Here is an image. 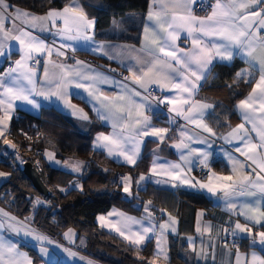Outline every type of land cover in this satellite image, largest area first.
Returning <instances> with one entry per match:
<instances>
[{"label":"snow or ice","instance_id":"1","mask_svg":"<svg viewBox=\"0 0 264 264\" xmlns=\"http://www.w3.org/2000/svg\"><path fill=\"white\" fill-rule=\"evenodd\" d=\"M197 3L203 5V0H168L167 3L165 0H152V4L158 6L159 11L150 9L147 19L155 22L154 27L159 25L160 30L152 32L148 26H145L144 48L140 50L146 51L151 60L144 62L143 67L136 70L129 67L128 71L132 73V76L126 77L125 80L131 79L146 91L147 85L144 83V78L155 70L158 78L151 80L150 83H155L162 89L171 87L177 91L176 97L164 96L159 102L173 105L169 109L171 113L183 117L185 121L196 125L211 136H216L213 129L203 120L205 111L214 106L194 100L193 97L197 94L201 82L211 75L212 68L215 66L214 62L229 63L237 53L246 57L249 68L242 69L236 76L238 80L252 78L249 82L254 80V85L251 92L244 99L239 100L235 106L245 123L237 125L223 136V139L229 143L238 142L235 152L245 159L242 162L231 153L226 154L231 161L232 172L237 173L235 177L213 173L207 177V182L190 179L185 169L191 170L192 157L197 156L200 164L206 168L211 154L208 151L191 148L185 140L191 141L192 136L186 131H181L180 142L174 147L182 153L184 150L187 152L181 155L180 162L160 164L153 160L150 168L151 175H140L136 183L139 185L141 181L149 180L154 176L159 177L155 181L157 184L173 188L187 186L195 190H205L214 197L222 198L225 208L229 211H237V204L233 202L235 198L253 197L251 203L245 202L241 205L238 215L243 216L248 222L261 224L264 220V0H215V3L209 5L210 11L205 17H197L193 14L192 6ZM10 7L6 0H0V57L11 54L12 42L15 41L20 58L0 73V113H2L0 114V137H4L8 131L9 122L18 107V102L35 109L41 107L34 95L43 96L46 99L55 96L67 107L73 109L75 115V106L68 99L69 89L74 86L84 88L92 99L100 101V107L96 109L98 114L101 119L112 121L113 133L97 135L94 148L105 150L110 157H119L127 164L135 165L144 137L158 138L161 142L165 140L169 128L153 126L151 118L142 111L145 103L134 99L140 97L146 102L148 96H142V92L134 87L130 89L125 87V91L129 94L118 96L115 101L109 100L102 93L97 94L98 89H94V85L114 81L92 69L88 70L92 73L91 75H85L80 71V67L83 66L82 61H77L76 66L53 64L58 71L51 75L45 67L43 78L49 87L46 90L37 88L36 69L30 66L29 62L39 64V60L33 59L34 54L46 52L48 56H51L52 52L47 50L43 40L33 34V30H50L47 26L50 24L55 27L57 21L62 22V26L56 29L57 35L66 41H84L91 45L90 50L100 52L113 60H121L128 51H137L125 45L97 43L93 33L95 21L89 19L79 0H73L71 4L60 10L49 9L44 15H35L20 9H15V12L11 13ZM6 23L11 27L6 28ZM150 32H152L151 36H149ZM182 32H186L191 37V47L188 49L178 48L176 44ZM64 47L70 48L73 52L76 50L71 43H65ZM57 55L64 56L65 53L57 50ZM139 62L137 58V63ZM137 72L140 74L137 75ZM80 80L88 83H79ZM166 80L170 81V85L163 83ZM133 107L137 110L136 119L129 123L128 118L132 116ZM82 118L87 119V116ZM172 119L174 121L175 117ZM246 123L251 125V130L246 127ZM252 133H255L256 140H253ZM200 142L208 143L207 140ZM4 143L13 149L16 148V145L7 139H4ZM46 156L49 161L60 163L55 159L53 152H47ZM245 164L249 169L247 173L238 172V169H243ZM64 166L75 173H80L84 168L83 162L80 161L66 160ZM8 175V173L0 172V177ZM119 179L123 193L132 196V177L123 176ZM36 203L39 204L42 201L37 199ZM151 203L148 201V206L143 208L146 215L141 219L119 213L117 214L119 219L115 223L105 221L103 216L99 217V221L101 226L107 224L137 250L155 238L156 257L167 260V250L164 246L165 232L169 229L173 232L176 230V220L168 214V220L164 223L159 225L152 223L154 218L149 207ZM144 220H148L149 223L145 225ZM21 223L16 217L0 209V229L9 230L17 235L22 233L25 236H31L41 245L50 242L43 233L22 228ZM157 228H159L158 233ZM196 230L201 234L210 233L211 225H206L203 230L198 225ZM230 234L237 238L248 237L252 247L259 245L261 251H264V231L254 235L248 223L242 224L236 220ZM63 235L66 239L73 240L75 232L69 228ZM189 240L191 242V238ZM191 247L193 252H196L195 245L191 244ZM39 251L42 257L49 255L46 247L41 246ZM63 251L69 256L76 255L69 248H63ZM197 255L201 259L207 258V253L203 249ZM0 264H33V260L27 253L19 250L17 243L0 236ZM88 264L93 262L89 261ZM144 264H157V260H148ZM236 264H241L239 254L236 256ZM248 264H264V256L253 251Z\"/></svg>","mask_w":264,"mask_h":264},{"label":"crops","instance_id":"2","mask_svg":"<svg viewBox=\"0 0 264 264\" xmlns=\"http://www.w3.org/2000/svg\"><path fill=\"white\" fill-rule=\"evenodd\" d=\"M6 2L11 6L9 8V12L14 13L15 9H20L22 11L31 12L35 15H44L45 13H35L28 9H25L20 6H15L9 3L7 0ZM73 2L71 0L66 5H69ZM168 0H165V3H167ZM80 5L83 7L84 11L88 14L89 19H94L95 26L93 29L94 33V39L97 43H105V44H112V45H125L128 46L129 49H136L137 51H128L126 54H124L121 58V60H113L109 58V56H105L100 52L92 51L90 50L91 45L84 42V41H66L63 37L57 35L56 29L62 26L61 21H57V24L55 27L52 25H48L47 28L50 30H44L41 31L39 29L33 30V34L36 35L40 40H43L45 44L47 45V50H50L52 52L51 56H48L46 52L34 54V60H40L39 64H34L32 61L29 62L30 66L34 67L36 69V79H37V88L40 90H46L49 85L44 81L43 74L45 67L48 68L49 74L51 75L53 72L58 71L53 67V64H66L68 66H76L77 61H82L83 66L80 67V71L84 73L85 75H91L92 73L89 72V69L95 70L97 72L103 73L105 76L109 77L111 81L110 83H98L94 85V89H98L97 94L102 93L103 96L108 97L109 100L115 101L118 96L125 95L127 96L129 93L125 91V87L127 88H136L137 91L142 92V96L146 95L148 96V101H143L140 97H135L137 102L145 103V108L142 110L145 115L151 118V124L156 127L161 128H169V133L166 134L165 140L163 142L159 141L158 138L154 137H144L142 140V143L140 145V155L137 158V163L135 165L127 164L123 161L122 158L119 157H110L105 150L102 149H96L94 148V141L97 135L100 133H104L105 135H109L113 133V127H112V121L111 120H103L101 119L100 114L97 112V108L100 107V101L92 99L88 91H86L84 88H76L71 87L69 89V97L70 103L75 106L76 114H73V109H70L67 107L61 100L53 96L51 99H46L43 96L34 95V98L37 100L38 103H40L41 107L39 109H35L30 105L19 103L18 107L16 108L13 116L18 110H24L29 113H32L34 115H39L44 107H54L61 111L63 114L68 116L69 118L76 121L78 127L83 132H88V130L91 128L92 124L99 125L98 131L93 136V142H92V148L98 152H101V154L104 156L105 159L112 162L115 165L123 166V167H129L134 168L136 165L140 162L145 147L147 143L153 142L154 146L152 148V155L150 156L147 168L145 170H140L137 172L133 171H121V169H118L116 176L113 177V181L117 183L115 186L116 188H120L122 191V184L119 179V177L123 176H131L132 177V196L127 197H133L134 195H141V193L138 191L140 189L146 188L147 185L152 184L154 186L167 188L173 191H186V192H195V193H201L206 195L208 198L212 200V203L208 206H197L192 207L188 203V199L184 196H180L177 194H171L167 193L165 191H161V199L159 200L158 204L154 203L152 198L150 197H142V201L135 202V206L139 208L140 212H133L128 211L122 207L119 206H112L108 211L102 212L96 215L95 222L100 230H105L106 232H109L111 234H114L121 238L126 243L130 244L124 237L120 236L114 229L109 228L107 224L104 226H101V222L99 221V217L103 216L105 217V221H112L116 222L119 217L117 214L123 213L125 216H131L135 217L137 219L143 218L146 214L143 211V208L147 205L148 201H151L150 211L153 215L152 223H155L157 225L164 223V221L168 220V214L171 215V217H174L176 220L175 224V231L166 230L165 232V248L167 250V260L163 259V257H156V240L155 238L151 239L146 243L151 244L153 248V259L157 260V264H166V262L169 260L171 254H170V237H173L175 240H177V245H179V255L180 257L187 262L188 264H236V256L237 254L240 255L241 264H248L250 261V254L251 252L255 251L258 254L264 256V251H261V248L259 245L252 247L251 246V240L248 237L239 238L240 244L238 246H231L230 244L224 243L222 241L223 236L227 235L229 231L234 227V222L236 220H239L240 223H248L249 227L252 228L253 234L255 235L259 231H264V220H262L261 224H254L251 222H248L245 220V218L241 215H238V210L241 207V205L245 202L251 203L253 201V197L248 196H240L234 199V203L237 204V211H229L225 208L224 202L222 198L214 197L210 195L205 190H195L187 186H181V187H170L162 184H157L155 181L159 179V177H152L149 180L141 181L139 185L136 183L139 180L140 175H146L149 176L150 174V168L152 165L153 160H156L157 163L160 164H168L169 162H180V157L182 154H185L187 150H184L182 153L181 150L174 147L176 143L180 142L179 133L181 131H186L188 135L192 136L191 141L185 140V143H189L190 147L193 149H199L203 151H208L211 155L209 157V164H210V172L209 174L204 178L200 179L197 177V174L195 173V163L199 159L197 156L192 157V166L191 170L189 171L187 168L185 169V172L187 176L191 179L194 178L195 181H203L207 182V177L209 175H212L213 173L216 175H232L236 176L237 173L232 172V164L231 161H229L227 153H231L234 157L238 158L242 162L244 161V157L241 156V154L235 152V148L238 146V142L233 141L232 143H229L227 140L223 139V136L227 134L232 128H235L237 125L241 123H245L242 119L241 113L236 109V104L239 102V100L244 99L248 93L251 92V88L254 85V80L250 83L249 81L252 78H243V79H237L236 74L241 71L242 69H248L249 64L247 62V58L243 57L241 54L237 53L235 58L231 61L233 62L236 59L241 60L244 62V65L238 69V71L235 74V79L233 84L239 83L240 81L243 83H250V87L248 91L245 93L244 96L238 98L235 100V102L232 105V110L234 112L233 121L231 124H228L227 126L220 128L216 125L215 121L216 117L213 115L214 111L217 110V104L220 103L223 105H226L230 102L229 93L227 90L223 88H212L209 89L206 88L207 83L212 78V72L211 75L207 77L206 80L201 82V86L198 89L197 94L193 97L194 100L202 101L204 103L212 104L214 107L211 109H208L204 113V123H206L209 127L213 129V131L216 133V136H211L209 133L204 132L202 129L197 128L196 125L190 124L187 121L183 119L181 116H176L174 113H171L169 109L173 107V105H169L167 103L161 104L159 102L160 99H162L164 96H177V91L175 89L169 88H161L159 85L155 83H150L151 80L157 79L158 77L155 75V70H153V73H150L148 77L144 78V83L147 85V90L144 91L140 88L138 84H135L134 81L131 79L125 80L121 77H119L115 71H112L111 69H108L107 66L111 65L115 69L122 70L127 74V77H131L132 73L128 71L129 67H133L134 70L143 67L144 62L151 60V57L147 54L146 51H140L144 48V28L145 26H148L152 32H158L159 25H155V22H150L147 19V14L150 9H153L155 11H159L158 6H154L152 4V0H149L148 7L145 11L141 12H130L127 13L124 17H118L116 18L110 29V33H107L105 35H101V37L97 36V22L95 17L90 15L86 8L83 6L82 2L79 0ZM65 5V6H66ZM194 5V4H193ZM65 6L60 8H52V9H63ZM256 10V9H253ZM192 12H193V6H192ZM193 14L197 17H205L208 14H196L193 12ZM135 25V26H134ZM6 28H10L11 25L7 24L5 25ZM134 27H138V29H135ZM166 27V24H165ZM152 32L149 33V36L152 35ZM65 43H71L75 47V51L73 52L70 48H65ZM176 44L178 48L181 49H188L191 47V37L187 35L186 32H182L180 34L179 40L176 41ZM57 50L64 52V56L57 55ZM19 48L15 41L12 42L11 47V54L5 57H0V67L5 63L7 60L6 65L0 69V73L4 72L7 67H9L15 60L19 59ZM137 58H139V63H137ZM92 59V60H91ZM229 62V63H231ZM220 63V62H214V64ZM213 69V68H212ZM140 73L137 72V75ZM258 79V76L256 77ZM79 83H85L88 82L85 80L78 81ZM163 83L169 84L170 81H163ZM232 86L231 84H228V87ZM152 88H156L159 90L160 95L156 97H151L149 92ZM183 107V106H182ZM136 113L137 110L133 107L132 109V116L128 118V122L132 123L136 119ZM2 114V113H0ZM87 116V119L82 118L83 116ZM226 118H228V114H225ZM211 116H214L211 117ZM173 117H175V120L173 121ZM219 121V119L217 120ZM220 124V122H218ZM10 124L9 122V128L8 131L5 133V136L9 133L10 130ZM246 127L251 130V125L246 123ZM4 136V137H5ZM253 140H256L257 137L255 136V133H252ZM4 137H0V156L1 154L4 155V150L2 147V140ZM201 140H207L208 143H201ZM218 141L221 143L218 144ZM215 149H223L224 153L222 157L218 160H211L212 153ZM47 152H53L52 150L45 149L43 150V161L46 163V165H49L53 168H57L65 174H70L74 176L73 182L69 184V188H64L65 191L71 188L80 189L82 190L83 184H82V178L86 173L87 170V161H85L81 157H67L65 159L57 158L55 155V159L59 161H80L83 162L84 168L80 173L73 172L70 168L65 167L63 164L59 163H53L48 160L46 153ZM55 154V153H54ZM250 163V162H248ZM248 166L245 164V167L243 169H238V172H244L247 173ZM0 172L8 173L9 175L7 177H0V187L3 182L8 180L10 173L8 170H6L4 167L0 166ZM57 186V185H55ZM82 186V187H81ZM115 189V188H114ZM6 202L3 200L2 194L0 195V209H3L5 212L9 213L10 215L16 217L21 223L22 228H27L31 230H35L39 233H43L49 238L50 242H45L43 245L39 241H36L31 236H25L22 233L17 235L9 230L6 229H0V236L4 237L5 240H9L12 242H15L19 246V250L22 252L27 253L28 257L33 260V264H35V258L30 253L29 249H34L40 259L42 260L41 264H52V263H59V262H66L67 264H88L89 261H92L93 264H106L102 262L99 259H96L94 257H91L87 255L82 249L86 246V237L81 236L78 238V242L76 243V246H71L68 244L64 237L62 236L63 232L61 234H51L49 232H46L42 229H40L33 221L29 220L25 217H19L13 213V211H10L8 207L6 206ZM203 213V215H201ZM145 225L149 223L148 220H144ZM200 226L201 229L206 225H211V232H197V226ZM119 226V225H117ZM138 227V226H134ZM228 229V232H225L224 230ZM159 232V228H157V233ZM191 238V242L189 240ZM191 244L195 245L196 252H193ZM146 245H142L140 248L145 247ZM214 245V247H213ZM46 247L53 249L55 252H51V256H43L40 253L39 249L40 247ZM62 246V247H61ZM63 248H69L72 252H75V256H69L66 252L63 251ZM201 249L205 253H207L206 259H201L197 254L200 253ZM68 256V259L66 261H63L64 256ZM214 255V259H213Z\"/></svg>","mask_w":264,"mask_h":264},{"label":"trees","instance_id":"3","mask_svg":"<svg viewBox=\"0 0 264 264\" xmlns=\"http://www.w3.org/2000/svg\"><path fill=\"white\" fill-rule=\"evenodd\" d=\"M15 6H20L35 13H45L52 8L65 6L71 0H7ZM86 11L95 17L97 22V36L110 33L113 21L130 12L145 11L149 0H80ZM135 26V25H134ZM138 29V27H134ZM7 63L0 67L3 68ZM244 65L239 59L231 63H216L212 69V78L207 83V88H225L229 93L230 102L226 105L217 104V110L213 115L215 123L220 128L231 124L234 117L232 105L236 99L245 95L250 83L239 82L233 84L235 74ZM228 84L232 86L228 87ZM228 114V118L226 115ZM214 116H211L214 118ZM219 119V121H217ZM220 122V124L218 123ZM99 125L92 124L88 132H83L75 120L69 118L54 107H44L39 115H34L24 110H18L13 116L8 134L24 150L35 152L37 149H49L54 151L57 158L81 157L87 161V170L82 178V190L71 188L60 191L55 185L70 184L74 176L53 168L46 163L45 172L42 177L53 185V194L50 199L54 205L59 206L56 217L52 216L51 209L39 208L34 216L33 222L42 230L51 234H61L65 229L74 226L79 237H86V246L82 251L87 255L101 260L106 264H144L152 260L153 248L149 243L137 250L131 244L126 243L118 236L100 230L95 222L97 214L108 211L112 206H119L128 211L140 212L135 202L142 201V197L152 198L154 203L161 199V191L186 197L188 203L194 208L199 205L208 206L212 200L206 195L195 192L173 191L149 184L144 189L138 190L142 196L134 195L127 197L120 188H116L113 177L118 169L121 171L137 172L145 170L152 155L153 142L147 143L140 162L134 168L123 167L113 164L104 158L101 152L92 148L93 136L98 131ZM22 131H27L37 139L30 142L24 138ZM36 132H41L40 136ZM23 154L10 153L9 156H0V166L9 171L8 180L2 183L0 195L7 203L10 211L19 217H26L31 212L29 202L25 196L30 192H38L32 185L28 176L16 162V158L24 157ZM43 159V152H42ZM29 157V156H27ZM106 170V171H105ZM115 188V189H114ZM14 197V202H9V197ZM177 240L170 237V258L166 264H188L179 255ZM35 258V264H40L41 259L34 249H29ZM60 264V263H52Z\"/></svg>","mask_w":264,"mask_h":264},{"label":"built area","instance_id":"4","mask_svg":"<svg viewBox=\"0 0 264 264\" xmlns=\"http://www.w3.org/2000/svg\"><path fill=\"white\" fill-rule=\"evenodd\" d=\"M213 3H215V0H203V5H201L199 3L194 4L193 5V12L196 13V14H208L209 11H210L209 5L213 4ZM107 68L111 69L112 71H115V73L119 77H121L123 79H125L127 77V74L125 72H123L122 70H119V69H115L111 65H108ZM149 94H150L151 97H156V96L160 95V92L156 88H152L150 90ZM22 133L24 135V138L26 140L30 141V142H33V141H35V139H37V138H35L33 136V134H30L27 131H22ZM36 135L40 136L41 132H36ZM4 139H7L11 143L15 144L16 145V149L15 150H17L18 153H21V154L24 153L25 154L24 157L22 156V157L19 158L22 161V162L21 161L19 162L21 170H23L24 163L26 161H31L34 164V166L36 167V169L39 171L41 176H42V173L45 172V166L43 164V159H42V156H41L43 150L37 149L35 152H31L29 150H24L17 143V141L15 140V137L13 135L7 134V136H5L3 138V140H2V147H3V150H4V155L7 156V157L9 156V154L11 152L6 147V144L4 143ZM219 143H221V142L218 141V144ZM18 153H16V154H18ZM223 153H224L223 149H215L213 151V153H212L211 160L214 161V160L220 159L222 157ZM18 155H20V154H18ZM27 156H29V157H27ZM209 172H210V164L208 163V167L205 168L203 165L200 164L199 159H198L196 161V163H195V173L197 174V177L200 178V179H204L209 174ZM43 180L45 181L47 186L50 188V190L53 191L52 184H50L48 182V177H46V179L43 178ZM64 188H66V189L69 188V185L66 184L64 186ZM37 199L42 201V203L37 204L36 203ZM25 200L27 202H29V204L31 206V212L29 214H27V216L25 218H28L31 221L34 220L35 213H36V211L39 208L51 209V213H52L53 217H56L57 214H58L59 206L58 205H54L52 203V201L50 199V196H46V195H43L41 193L30 192V193L26 194ZM9 202L10 203L14 202V197L13 196L9 197ZM222 241L224 243L230 244L231 246H238L240 244V239L237 238V237H233L230 234V231H229V233L227 235L223 236Z\"/></svg>","mask_w":264,"mask_h":264},{"label":"water","instance_id":"5","mask_svg":"<svg viewBox=\"0 0 264 264\" xmlns=\"http://www.w3.org/2000/svg\"><path fill=\"white\" fill-rule=\"evenodd\" d=\"M6 147L10 152L15 151V149L9 147V145L6 144ZM24 173L28 176L30 179L33 187L40 192L43 195L50 196L52 194L51 190L43 180L41 174L39 171L36 169L34 164L31 161H26L24 163V168H23Z\"/></svg>","mask_w":264,"mask_h":264},{"label":"rangeland","instance_id":"6","mask_svg":"<svg viewBox=\"0 0 264 264\" xmlns=\"http://www.w3.org/2000/svg\"><path fill=\"white\" fill-rule=\"evenodd\" d=\"M208 83H210V81L208 82ZM245 84V83H244ZM81 130V129H80ZM11 153H18L17 152V150H15V151H13V152H11ZM18 154H21V153H18ZM5 156V155H4ZM21 161V159H19V158H16V162H20ZM59 162L61 163V164H63L64 165V161H61L60 159H59ZM58 186V188H60V189H64V186L62 185V184H59V185H57ZM52 187H53V185H52ZM50 189V188H49ZM53 189H54V187H53ZM52 192V194H53V191H51ZM51 194V195H52ZM50 195V196H51ZM34 223V222H33ZM69 228H71V229H73L74 230V232H75V236H74V238H73V240H69V239H66L65 238V236L62 234V236L64 237V240L68 243V244H70L71 246H76V243H79L78 242V238H79V236H78V234H77V229H76V227H74V226H70ZM69 228H67V229H65L64 231H63V233L64 232H66ZM48 250H49V255H48V257L49 256H51V252H55L53 249H51V248H48ZM56 253V252H55ZM69 257L67 256L66 257V255L64 256V258H63V261H66L67 259H68ZM68 261H70L69 259H68ZM41 263H42V261H41ZM40 263V264H41ZM60 264H67L66 262H59Z\"/></svg>","mask_w":264,"mask_h":264}]
</instances>
